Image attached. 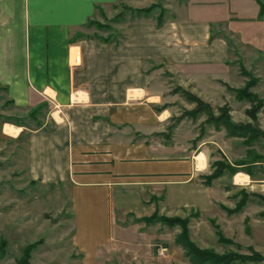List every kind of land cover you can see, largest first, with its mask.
I'll list each match as a JSON object with an SVG mask.
<instances>
[{
	"label": "rangeland",
	"instance_id": "rangeland-1",
	"mask_svg": "<svg viewBox=\"0 0 264 264\" xmlns=\"http://www.w3.org/2000/svg\"><path fill=\"white\" fill-rule=\"evenodd\" d=\"M154 5L158 8L150 17L128 11ZM262 7L264 0H117L114 5L100 8L92 19L102 28L87 24L83 32H78L81 39L99 41V36L119 41L126 35L127 23L143 21L152 30H160L157 23L162 14L163 26L169 20L178 24L191 20L195 23L192 29H203L199 23L207 21L209 45L214 46L219 40L227 44V66H203L206 63L201 61L197 67H178L165 62L151 67L156 72L155 93L161 98L162 112L158 114L161 123H154L157 131L143 135L129 125L115 126L128 138H113V141L139 144L143 148L155 143L167 147L178 145L173 151L166 150L168 157L191 159L199 179L213 188L206 210L201 204L173 211L161 193L146 194L145 201L139 199V203L133 204L138 205L135 211L115 208L113 224L111 221L104 224L100 216L86 218L85 212V217L75 214L69 187L42 185L33 182L30 175V130L38 129L37 122L44 125L57 110L47 104L35 121L26 109L15 108L7 100L4 89H0V244L3 240L7 242V254L0 259V264H15L27 245L40 240L43 244L34 251L33 264H193L177 244V238L184 231L182 224L174 225L162 218L186 220V234L199 249L219 255L251 256L249 261L239 257L235 264H264L263 260L252 258L254 252L264 257ZM117 19L119 23L114 22ZM207 71L218 76L229 73L226 80L232 87L221 77L207 83L194 79ZM248 83L253 84L247 93L254 97L239 98L234 90H242ZM191 96L201 101H193ZM258 107L257 113H249ZM221 117L228 120V127L219 121ZM7 125L24 129L15 138L6 133ZM230 125H251L252 128L231 131ZM217 170L221 172L219 178L206 185L207 177ZM188 196L182 194L183 198ZM244 196L246 203L230 213L237 209ZM111 199L113 203L115 196ZM99 207L98 204L96 208ZM152 216L160 220H145ZM81 246L84 251L80 250Z\"/></svg>",
	"mask_w": 264,
	"mask_h": 264
},
{
	"label": "crops",
	"instance_id": "crops-1",
	"mask_svg": "<svg viewBox=\"0 0 264 264\" xmlns=\"http://www.w3.org/2000/svg\"><path fill=\"white\" fill-rule=\"evenodd\" d=\"M116 2L0 0V89L27 113L42 103L57 110L30 130L31 180L69 187L74 213L100 216L104 224H113L115 208L135 211L133 204L145 201L146 194L164 193L173 211L201 204L206 210L213 188L199 179L191 159L168 157L166 150L178 145L143 148L113 138H128L115 126L129 125L143 135L157 131L161 98L151 67L227 66L229 47L220 40L210 46L209 23L192 29L191 20H169L158 31L143 21L127 23L119 44L76 40L100 8ZM209 72L194 79L207 83L221 77L229 84V73ZM19 128L15 138L24 129Z\"/></svg>",
	"mask_w": 264,
	"mask_h": 264
},
{
	"label": "trees",
	"instance_id": "trees-1",
	"mask_svg": "<svg viewBox=\"0 0 264 264\" xmlns=\"http://www.w3.org/2000/svg\"><path fill=\"white\" fill-rule=\"evenodd\" d=\"M157 8H158V5H154V6H151L149 8H138V9L129 8L128 11H129L130 14L135 13V14H138V16L144 15V16H149L150 17L151 15H153V13H154L153 11H155ZM261 15H264V7H262V9L260 11V16ZM121 16H119L118 19H120ZM163 18H164V16L162 14H159V16H158V21L159 22L157 23L159 28H161L163 26V24H164L162 22ZM118 19L115 20L114 22L119 23ZM88 25H90V27L96 26L98 28H102V26L97 24V22H94V20H90L88 22ZM101 31H106V30H101ZM108 33H110V32H108ZM80 37H82V36L81 35L77 36V38H79V39H80ZM77 38H76V40H78ZM97 39L99 41H101V42H104V43H117V44H119V41H111L110 38L103 39V38H100L98 36ZM251 85L248 83V84L245 85V87L242 90H234V91L237 92V95H238L239 98L248 97V96L253 98L254 96H251V95H249L247 93V91L251 88ZM190 99L193 100V101H199V102L201 101V100H199V98H194L193 96H191ZM262 102L260 103L261 106H262ZM45 107H47L46 103L39 104L37 107L33 108L29 112V117L31 116L30 118H35L37 114L41 113L45 109ZM259 110H260V107L255 108V110L252 111V112L249 111V113H257ZM37 119L38 118H35V121H38ZM254 120L255 121L257 120V117L255 115H254ZM219 121H224L225 126L228 127V124L226 123L228 120L225 121V118L221 117V118H219ZM37 124H38V128L43 126V123H41V122H37ZM243 127H251V125H246V126L230 125V130L233 131V130H237V129H242ZM249 132H250V134H252V129L249 128ZM220 175H221L220 170L215 171L212 176L207 177V182L208 183H205V184L210 186V184L213 182V180L219 178ZM246 195H248V194L246 193ZM248 197H249V195H248ZM245 199H247L246 196L243 197V199L240 202V204L237 207V209L234 210V211H230V213H234V212L238 211V209H240L243 206V204L246 203ZM155 218L160 220V218H158L156 216H152L151 218H146L145 220L148 221V222H151ZM162 219L164 221H166V222L171 223V224L173 223L174 225L182 224V228L184 229V231H183V234L179 235V237L177 238V244L180 245L185 250V253L187 254L188 258L190 259V261L193 264H235V262H236L235 259H237L239 257H242V256H239L237 254L219 255V254L213 252L212 250L199 249L198 247H196L193 244V242L188 238V236L186 234V228H187L186 220L178 219V218H176V219H174V218H172V219L162 218ZM41 244H43L42 240L27 245L24 248L22 255L19 258H17L15 264H33L32 263L33 253H34V251H36V249ZM6 254H7V242L5 240H3V242H1V244H0V259L4 258L6 256ZM261 256H260L259 253L254 252L252 258L253 259L259 258V260H263L264 261V257L262 256V258H261ZM242 258L244 259L243 261L251 260V256H244Z\"/></svg>",
	"mask_w": 264,
	"mask_h": 264
},
{
	"label": "bare ground",
	"instance_id": "bare-ground-1",
	"mask_svg": "<svg viewBox=\"0 0 264 264\" xmlns=\"http://www.w3.org/2000/svg\"><path fill=\"white\" fill-rule=\"evenodd\" d=\"M19 132V130L18 129H16V128H13L12 126H7V128H6V133L8 134V135H16L17 133ZM201 161V160H200ZM202 162V161H201ZM241 184V183H240Z\"/></svg>",
	"mask_w": 264,
	"mask_h": 264
},
{
	"label": "built area",
	"instance_id": "built-area-1",
	"mask_svg": "<svg viewBox=\"0 0 264 264\" xmlns=\"http://www.w3.org/2000/svg\"><path fill=\"white\" fill-rule=\"evenodd\" d=\"M78 61V60H77Z\"/></svg>",
	"mask_w": 264,
	"mask_h": 264
}]
</instances>
